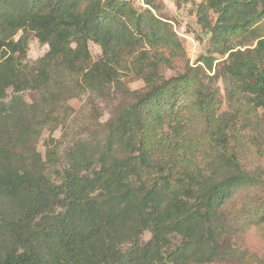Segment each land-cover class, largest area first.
I'll use <instances>...</instances> for the list:
<instances>
[{"label":"trees","instance_id":"1","mask_svg":"<svg viewBox=\"0 0 264 264\" xmlns=\"http://www.w3.org/2000/svg\"><path fill=\"white\" fill-rule=\"evenodd\" d=\"M137 1L0 0V264H213L244 259L232 243L243 215L263 227L264 201L229 209L262 184L240 153L250 144L264 156V0L198 7L212 51L227 57L231 114L159 0ZM33 38L47 47L34 62ZM133 81L144 88L130 90ZM115 90L127 101L104 129L89 126L62 150L59 104L111 103ZM251 128L257 135L242 136Z\"/></svg>","mask_w":264,"mask_h":264},{"label":"rangeland","instance_id":"2","mask_svg":"<svg viewBox=\"0 0 264 264\" xmlns=\"http://www.w3.org/2000/svg\"><path fill=\"white\" fill-rule=\"evenodd\" d=\"M180 0H159L162 5L161 16L172 21L175 30L178 32L184 48L187 52V58L190 66L200 65L204 68L205 73L202 78L206 84H209L218 96L222 103L220 113H230L233 111L229 108L232 101L230 97L233 83L226 81L222 76L221 69L227 57H221L212 51L210 39L202 33V26L198 22L197 12L201 0H194V3L181 4ZM140 5L141 0L137 1ZM47 52V47L42 46L33 38L30 43L29 59L34 62L40 59ZM91 52L95 59L101 55V49L96 45H91ZM205 58L214 59V71L210 72L205 64ZM178 70L183 72L184 64H178ZM161 73L168 79L175 76L174 71L161 69ZM211 78V79H210ZM127 86L132 91H141L144 84L141 81L127 82ZM25 97L28 102L34 100L35 94L26 93ZM127 101L126 95H121L118 90L113 93L111 103H104L100 99L83 95L78 99L69 102H61L58 110H68V119L66 125H62L59 129L53 132L55 140L61 142L62 150L68 147L72 142L87 138L89 126L92 129H104V125L113 117L117 106ZM242 102V101H241ZM60 111V116L66 115ZM260 119L264 120L262 111H259ZM205 127L199 126L200 131ZM242 136L257 135L256 129H242ZM49 137V132L44 133V137L39 146V151L45 154L44 141ZM242 146V145H241ZM240 163L242 167L249 173L261 179L262 184L250 186L238 191L231 202L234 207L229 209L234 216L235 211H240L243 207L250 206L254 199L260 202L264 201V156H262L250 144L244 145L240 153ZM244 224L238 226L237 233L232 241L234 248L245 255L244 259L239 260H220L213 264H264V225L263 227L257 224H249L246 217L243 215ZM248 224V225H247ZM150 238L149 234L144 237L145 241Z\"/></svg>","mask_w":264,"mask_h":264}]
</instances>
